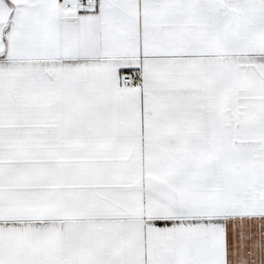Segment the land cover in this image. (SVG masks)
Listing matches in <instances>:
<instances>
[{"label":"snow or ice","instance_id":"obj_1","mask_svg":"<svg viewBox=\"0 0 264 264\" xmlns=\"http://www.w3.org/2000/svg\"><path fill=\"white\" fill-rule=\"evenodd\" d=\"M0 264H264V0H0Z\"/></svg>","mask_w":264,"mask_h":264}]
</instances>
